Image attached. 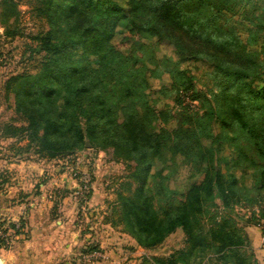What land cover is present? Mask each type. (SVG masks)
Here are the masks:
<instances>
[{
  "label": "trees",
  "instance_id": "16d2710c",
  "mask_svg": "<svg viewBox=\"0 0 264 264\" xmlns=\"http://www.w3.org/2000/svg\"><path fill=\"white\" fill-rule=\"evenodd\" d=\"M11 1L3 2L10 19ZM252 1L40 0L41 30L28 56L39 57L36 71L4 85L23 124H6L2 137L26 140L47 160L69 157L90 141L129 162L123 187L132 194L118 195L124 230L144 249L178 228L186 234L184 249L153 258L155 264H257L232 218L212 213L219 208L214 200L223 209L264 201V24L243 13ZM236 4L242 25L226 29L220 18ZM196 61L210 67L204 93L188 67L179 70ZM164 73L171 90L164 91L176 100H211L213 125L185 104L173 112L161 100L139 112L134 98L146 93L149 79L164 82ZM225 136L230 153L217 156ZM183 164L192 171L176 185ZM150 262L145 256L140 264Z\"/></svg>",
  "mask_w": 264,
  "mask_h": 264
},
{
  "label": "rangeland",
  "instance_id": "374dc122",
  "mask_svg": "<svg viewBox=\"0 0 264 264\" xmlns=\"http://www.w3.org/2000/svg\"><path fill=\"white\" fill-rule=\"evenodd\" d=\"M3 2L4 0H0V129H3L6 124H12L14 126H21L23 124L11 107L13 92H10V90L6 91L4 85L10 78L18 74H29L36 71V64L39 62V57L37 56L29 59L28 56L29 52L32 51L36 45L32 36H36L41 30V24L37 20L35 12V8L39 6L40 0H12L10 8L15 5L14 7L16 10V16L12 17V19L5 17L3 13L5 8ZM240 13L241 7L236 4L234 5L233 12L220 18L219 23L224 25L226 29H239L240 25H242ZM243 13L247 18H251L254 23L257 22L263 26L264 0H253L250 6H248L246 10H243ZM165 50L164 53L171 58V62L177 65L178 57L172 50ZM185 67H188V75L193 77L192 84L195 90L204 93L206 91V86L208 84L210 86V83L207 82V76L210 70L209 65L201 61H196L190 65H180L179 70H183ZM163 78L165 79L164 82H159L157 79H149L146 93L136 95L134 98L135 105L140 113L146 114L148 110L153 109L155 105H160V101L162 100L172 107L173 112H178L177 110L180 109V105L183 106L182 104L191 106L192 109L197 110L199 114L205 113L208 120H211L213 125L216 120V114H214V118L212 119L213 103L211 100L204 102L202 106L200 105L202 103H200L199 99H191V97H187L188 95H186L183 96L181 103L176 100L177 97L175 94H169L167 91H164V88L169 91L170 86L167 83L169 77L166 73H164ZM162 89L163 91L161 92ZM164 94L167 95V97L164 98ZM159 127L160 125L157 121L152 124L151 129L157 130ZM227 139V136L223 137V142L219 146L220 150L217 156L221 154L227 156L230 153V146ZM86 142L90 144V146L93 145V147L88 149L85 145L83 150L75 151L69 157L47 160L35 155L33 149L28 150V143L26 140L21 141L17 138L4 139L0 132V156L4 158L10 157L8 156L9 152H7L9 150L12 154H15L13 158H16L18 162L30 163L28 165L34 166L33 169L30 167V170L34 173L33 175L36 174L35 179H37V181L39 179L42 183H46L50 179L56 177L57 183L61 184L62 176L68 177L74 182V187L71 188V191H75L74 196L72 194L67 198L69 205L71 204L73 207H76V204L84 205L90 201V205H92L96 202V205L92 206L93 208L95 207L93 210L94 214H96L95 217H97V222L109 221L111 225L109 231L111 234H114V237L118 236V233H125L130 236L124 230L125 227L118 212L119 193L128 197L132 194V191H126L123 187L125 186L123 184L127 182V178L125 177L127 174V164H129V162H126L121 156L116 155L112 150H107L105 152L96 143L90 141ZM237 144L239 143L237 142ZM191 168V164H183L179 167L176 175V185L181 184L186 179L189 172L192 171ZM84 180H87L86 183ZM247 181L248 184H251L250 179ZM83 185L89 188L88 192L83 190ZM169 185L174 187V181H169ZM95 192L98 195L95 196L96 199L93 195ZM3 204L4 200L0 199V205L2 206ZM214 205L219 206V208L217 210L213 208L212 213L230 216L232 218V226L239 230V234L245 240V244L247 242H249V244L251 243L254 258L256 261H259L256 250L261 249V246L264 245V201H259L256 205L242 202L240 205L230 209H223L218 200H214ZM85 213H87V211H85ZM1 218L7 219L8 223L13 226L15 224L19 225L18 232H11V244L0 248V250L7 251L14 247L15 241L19 237H23L26 234L27 229L23 219L19 216L15 217L9 214H2L0 215V219ZM79 218L80 221L83 222V226L93 219L89 214L79 215ZM113 225H115V228H112ZM83 230L84 227H82V231ZM13 235L14 237H12ZM130 238L133 239L131 236ZM260 240H262L263 243H261ZM185 246L186 234L182 229L178 228L173 233L169 234L160 244L153 248L145 249L144 252L146 257L151 258L150 264H155L152 261L153 258L165 259L176 251L184 249ZM91 254L93 255L91 257L95 258L97 256L96 254L99 253L91 252L90 255ZM261 263L264 264V261L262 262L261 260ZM261 263L259 261V264ZM205 264L216 263L211 260L207 261Z\"/></svg>",
  "mask_w": 264,
  "mask_h": 264
},
{
  "label": "crops",
  "instance_id": "0c3cea01",
  "mask_svg": "<svg viewBox=\"0 0 264 264\" xmlns=\"http://www.w3.org/2000/svg\"><path fill=\"white\" fill-rule=\"evenodd\" d=\"M7 152L11 158L0 156V199L4 200L0 213L21 217L27 232L10 250H0V264L141 263L145 249L125 233L114 237L109 231V221L97 222L92 206L96 202L76 207L68 204V196L75 195L71 179L62 176L61 184L56 177L46 183L38 179V183L36 174L30 170L34 166L18 162L13 158L15 154ZM93 195L98 196L96 192ZM82 214L93 218L84 226L79 218ZM91 252H98L99 256L91 257ZM256 253L260 263L263 262L264 245Z\"/></svg>",
  "mask_w": 264,
  "mask_h": 264
},
{
  "label": "built area",
  "instance_id": "2783aa9c",
  "mask_svg": "<svg viewBox=\"0 0 264 264\" xmlns=\"http://www.w3.org/2000/svg\"><path fill=\"white\" fill-rule=\"evenodd\" d=\"M85 183L87 180H84ZM83 190L87 191L89 188L86 185H83ZM8 223L7 219H0V248L9 246L11 244V232H15L19 230V225L15 224L14 226ZM16 232V233H17ZM14 237V235L12 236ZM98 257L99 255L96 254Z\"/></svg>",
  "mask_w": 264,
  "mask_h": 264
},
{
  "label": "water",
  "instance_id": "95a60500",
  "mask_svg": "<svg viewBox=\"0 0 264 264\" xmlns=\"http://www.w3.org/2000/svg\"><path fill=\"white\" fill-rule=\"evenodd\" d=\"M86 147H89V145L87 144V142H86Z\"/></svg>",
  "mask_w": 264,
  "mask_h": 264
}]
</instances>
